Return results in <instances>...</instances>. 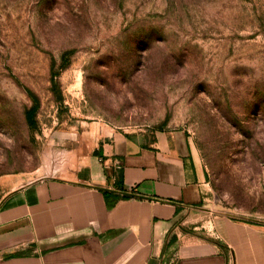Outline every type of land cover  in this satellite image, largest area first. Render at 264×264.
Wrapping results in <instances>:
<instances>
[{"label": "rangeland", "instance_id": "rangeland-1", "mask_svg": "<svg viewBox=\"0 0 264 264\" xmlns=\"http://www.w3.org/2000/svg\"><path fill=\"white\" fill-rule=\"evenodd\" d=\"M170 130L211 188L188 233H264V0H0V199Z\"/></svg>", "mask_w": 264, "mask_h": 264}, {"label": "crops", "instance_id": "crops-1", "mask_svg": "<svg viewBox=\"0 0 264 264\" xmlns=\"http://www.w3.org/2000/svg\"><path fill=\"white\" fill-rule=\"evenodd\" d=\"M210 192L185 131L117 136L0 199V264H264V233H188Z\"/></svg>", "mask_w": 264, "mask_h": 264}, {"label": "trees", "instance_id": "trees-1", "mask_svg": "<svg viewBox=\"0 0 264 264\" xmlns=\"http://www.w3.org/2000/svg\"><path fill=\"white\" fill-rule=\"evenodd\" d=\"M70 53H66L64 54L63 58H62V68L65 69L68 67L69 65V62L70 60L68 59ZM52 83H53V90L55 92V89L57 88V83L54 81V79H52ZM37 102V101H36ZM38 104L36 103V105H34L32 108H30L26 114V119H27V122L28 124L31 126V127H35L36 126V113H37V110H38ZM118 198H122V199H130L132 198L131 195H128V194H124Z\"/></svg>", "mask_w": 264, "mask_h": 264}]
</instances>
